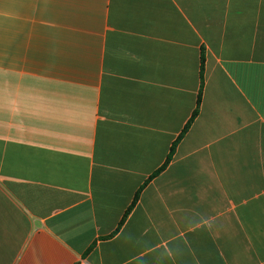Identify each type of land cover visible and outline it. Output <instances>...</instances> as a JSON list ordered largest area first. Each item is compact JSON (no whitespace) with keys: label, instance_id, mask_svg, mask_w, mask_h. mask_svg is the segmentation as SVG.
Segmentation results:
<instances>
[{"label":"crops","instance_id":"1","mask_svg":"<svg viewBox=\"0 0 264 264\" xmlns=\"http://www.w3.org/2000/svg\"><path fill=\"white\" fill-rule=\"evenodd\" d=\"M0 264H264V0H0Z\"/></svg>","mask_w":264,"mask_h":264},{"label":"trees","instance_id":"2","mask_svg":"<svg viewBox=\"0 0 264 264\" xmlns=\"http://www.w3.org/2000/svg\"><path fill=\"white\" fill-rule=\"evenodd\" d=\"M203 64H204V59H203ZM199 107H200V100L198 101V104H197V109L195 110L194 114H193V117L192 119L190 120V122L188 123L187 125V130L188 128L190 127L191 123L194 121V119L197 117L198 113H199ZM169 164V159L167 160V162L165 163V165L157 172L153 175V177L151 178H154L155 176H157L158 174H160L166 167L167 165ZM140 193V192H139ZM139 193L137 194V196L135 197L132 205L130 206V208L127 210V212L125 213V216L123 218V220L121 221L120 223V227L119 229L121 228V226L125 223L127 217L130 215L131 211L133 210V208L135 207L137 201H138V198H139ZM119 229H117V231L113 234V236L119 231Z\"/></svg>","mask_w":264,"mask_h":264}]
</instances>
